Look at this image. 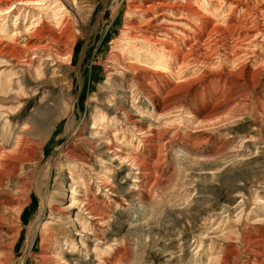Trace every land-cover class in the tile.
Listing matches in <instances>:
<instances>
[{
	"label": "rangeland",
	"instance_id": "obj_1",
	"mask_svg": "<svg viewBox=\"0 0 264 264\" xmlns=\"http://www.w3.org/2000/svg\"><path fill=\"white\" fill-rule=\"evenodd\" d=\"M54 1L0 0V264H264V0Z\"/></svg>",
	"mask_w": 264,
	"mask_h": 264
},
{
	"label": "bare ground",
	"instance_id": "obj_2",
	"mask_svg": "<svg viewBox=\"0 0 264 264\" xmlns=\"http://www.w3.org/2000/svg\"><path fill=\"white\" fill-rule=\"evenodd\" d=\"M25 2L26 3H28V2H38L39 3V0L37 1V0H25ZM195 2H197V1H195ZM54 3H55V7H57V6H59L58 8H55V9H51L50 10V17L55 21V22H57V23H59L60 25L61 24H63L64 23V21L66 20V10H63V11H61L63 8H64V4H59V0H55L54 1ZM45 4H47V0H43V6H40V7H44L45 6ZM176 6H177V8H178V10H180V11H178L177 13L179 14V15H181V16H183V21H189V22H191L192 24H194L193 22L195 21V19H199V17H205L206 15H204V13H203V9L202 8H200V7H198V6H193L191 3H190V0H185V1H181L179 4H176ZM8 9V8H7ZM6 10V9H5ZM1 11H4V10H2L1 9ZM63 12H65V13H63ZM62 13V14H61ZM174 14H176V13H174ZM208 19H212L211 17H209V16H206ZM196 25V24H195ZM214 28H215V26H212V28H211V31H214ZM224 28V27H223ZM200 29V28H199ZM259 28H257V30H258ZM257 30H255V32L257 31ZM170 31V30H169ZM199 31H201V30H199ZM202 32V31H201ZM132 35V34H131ZM152 35H153V33L151 32V35H149V34H147V33H141V34H133L132 36H129L130 37V41L131 40H146V41H149L151 44V46H149L148 48L151 50V51H154V49L157 51V50H164V51H169L168 49H166V48H163V47H160L158 44H163V45H167V46H169V44H168V41L165 39L164 40V38H160L161 36H164L163 34H161V36L160 37H152ZM50 38V37H49ZM57 38H58V41L60 42V36H57ZM253 38V37H252ZM147 43V42H146ZM133 44H134V42H133ZM135 45V44H134ZM129 47V46H128ZM123 50H125V48L123 47L122 48ZM135 49V48H134ZM140 49V48H139ZM132 52V51H131ZM159 52V51H158ZM58 54H59V56L61 57V59L63 60V61H67V59H65V56L66 55H68V56H70L71 55V53L69 54L68 52H66V53H62L60 50L57 52ZM140 53H141V51H140ZM49 55V54H48ZM123 55V54H122ZM134 55H135V58L138 60V58L140 57V54L139 53H137V52H134ZM186 54H183V57L185 56ZM35 57V56H34ZM37 57V56H36ZM151 57V56H150ZM162 57H164V55H161V58H160V61H161V59H162ZM56 58V57H55ZM111 58H112V56H111ZM115 61L117 60V57L116 58H113ZM28 62H31V60H28ZM13 63V62H12ZM11 63V64H12ZM11 66V65H10ZM127 67V66H126ZM126 69V68H125ZM10 72V71H9ZM2 73V72H1ZM17 73V72H16ZM15 73L14 72H10V74H6V75H8L7 77H5L6 79L5 80H2V77L0 76V84H2V83H4V86H3V88H1L2 89V91H4V88H13V80H15V78L14 77H11V76H13ZM18 74V73H17ZM16 75V74H15ZM17 78V77H16ZM156 82H158V84L160 83L159 81H156ZM19 84V83H18ZM157 84V85H158ZM19 86L21 87V85L19 84ZM159 86V85H158ZM162 86V85H161ZM159 88V87H158ZM154 92V91H153ZM176 104V103H175ZM71 107H72V105H70L69 106V108H68V111L67 112H69V111H71V110H73V109H71ZM180 107V106H179ZM119 108H122V107H119ZM177 108V107H176ZM170 109V108H169ZM179 110H180V108H178ZM165 110H166V108L165 109H163L162 111H161V115L165 112ZM174 111H176V109L174 110ZM125 114H126V112H123L122 113V116L120 117V119L122 118V119H124V117H125ZM102 115V117L104 116V114H101ZM176 116V115H175ZM98 121V120H97ZM102 121H103V119H102ZM112 122L113 121H110V126H114L113 128L114 129H116L117 127H116V125L117 124H119V122H118V119L115 121V123L113 122V124H112ZM5 123H8V120H5ZM100 123H101V120H100ZM102 125V124H101ZM104 128V127H103ZM8 130H10V126L8 127ZM138 130H141V127L139 128L138 127ZM148 130H151V129H148ZM3 136H5V135H3ZM6 136H8V135H6ZM15 143H17V145L20 147V146H22L23 145V143L20 141V138L15 142ZM114 150V149H113ZM52 161V160H51ZM50 163V162H49ZM47 164V166L50 168V164ZM79 182H80V180H79ZM57 260L59 259V258H56Z\"/></svg>",
	"mask_w": 264,
	"mask_h": 264
}]
</instances>
